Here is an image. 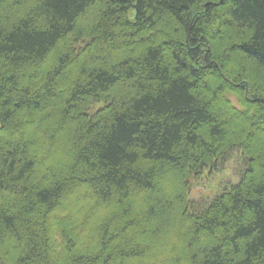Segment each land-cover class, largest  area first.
<instances>
[{
  "label": "trees",
  "instance_id": "trees-1",
  "mask_svg": "<svg viewBox=\"0 0 264 264\" xmlns=\"http://www.w3.org/2000/svg\"><path fill=\"white\" fill-rule=\"evenodd\" d=\"M0 264H264V0H0Z\"/></svg>",
  "mask_w": 264,
  "mask_h": 264
},
{
  "label": "rangeland",
  "instance_id": "rangeland-1",
  "mask_svg": "<svg viewBox=\"0 0 264 264\" xmlns=\"http://www.w3.org/2000/svg\"><path fill=\"white\" fill-rule=\"evenodd\" d=\"M234 101L237 104L236 99ZM233 122L238 124V121ZM253 139L256 144L262 146L263 141L257 137H253ZM247 163L248 158L240 149L230 150L225 159L218 163L217 167L207 169L199 180H192L194 187L191 197L200 203V206L208 205L227 186L240 181L242 174L248 168Z\"/></svg>",
  "mask_w": 264,
  "mask_h": 264
}]
</instances>
